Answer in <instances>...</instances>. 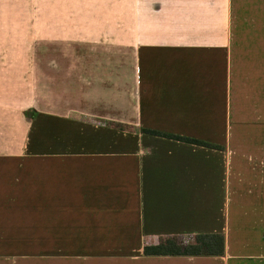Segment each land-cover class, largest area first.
<instances>
[{"label": "crops", "instance_id": "crops-1", "mask_svg": "<svg viewBox=\"0 0 264 264\" xmlns=\"http://www.w3.org/2000/svg\"><path fill=\"white\" fill-rule=\"evenodd\" d=\"M31 259L264 264V0H0V263Z\"/></svg>", "mask_w": 264, "mask_h": 264}, {"label": "trees", "instance_id": "trees-1", "mask_svg": "<svg viewBox=\"0 0 264 264\" xmlns=\"http://www.w3.org/2000/svg\"><path fill=\"white\" fill-rule=\"evenodd\" d=\"M164 136L170 137L168 135ZM223 248V244L216 236L208 235L197 237L194 243L185 247L178 244L167 243L145 247L143 253L146 256H211L221 255L223 253Z\"/></svg>", "mask_w": 264, "mask_h": 264}, {"label": "rangeland", "instance_id": "rangeland-1", "mask_svg": "<svg viewBox=\"0 0 264 264\" xmlns=\"http://www.w3.org/2000/svg\"><path fill=\"white\" fill-rule=\"evenodd\" d=\"M0 264H79V263H74V262H69V261H41L39 259H31V260H18V261H6V262H1Z\"/></svg>", "mask_w": 264, "mask_h": 264}]
</instances>
